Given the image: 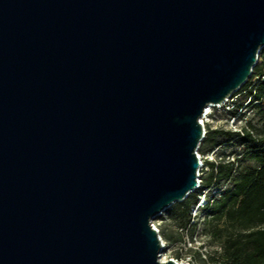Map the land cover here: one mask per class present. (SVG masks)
<instances>
[{"label":"water","instance_id":"obj_1","mask_svg":"<svg viewBox=\"0 0 264 264\" xmlns=\"http://www.w3.org/2000/svg\"><path fill=\"white\" fill-rule=\"evenodd\" d=\"M263 50L264 0H0V264H180L152 222Z\"/></svg>","mask_w":264,"mask_h":264},{"label":"trees","instance_id":"obj_2","mask_svg":"<svg viewBox=\"0 0 264 264\" xmlns=\"http://www.w3.org/2000/svg\"><path fill=\"white\" fill-rule=\"evenodd\" d=\"M254 76H264V50L252 70ZM248 85H245V90ZM247 95L252 97V108L264 128V80ZM262 132L263 129H256V137H253L249 133L240 136L208 129L199 149L202 155L217 147L240 149L231 152L236 156L234 162H206L209 172L201 177L203 187L229 181L228 188L220 197L205 207L202 230L223 237V264H264V137H258ZM219 154L223 159L227 156L224 150ZM198 193L190 194L164 213L180 231L189 232L191 237L197 224L191 223L190 211L197 203ZM221 224L224 225L222 229Z\"/></svg>","mask_w":264,"mask_h":264},{"label":"built area","instance_id":"obj_3","mask_svg":"<svg viewBox=\"0 0 264 264\" xmlns=\"http://www.w3.org/2000/svg\"><path fill=\"white\" fill-rule=\"evenodd\" d=\"M258 61V60H257ZM264 80V76H254L252 77V74L250 78L247 80V82L240 87L237 91L232 93L230 96L225 98L222 102L219 104H214L208 108L205 109L204 114L202 115L200 119V124L202 127V133H203V139L199 145V148L197 150V159L199 164V170H198V180H197V186L196 188L190 193H195L199 191L197 196V203L190 211V217H191V223L192 224H199L200 221L203 222L205 219V213L204 209L207 206V204L211 203L213 199L219 198L221 193L226 190L229 186V181H226L224 183H221L219 185H211L210 187H203L201 183V177L204 176L206 173L209 172V167L205 165L206 162L209 163H229L235 161V154H231L234 150L227 152V148H214L210 152H208L205 155H202L199 152L200 146L203 142V140L206 137L207 130H221V131H228L231 133H235L237 135H244L245 133H249L253 137H256V129L262 130L263 132L258 137H264V128H262V123L259 121L258 117L256 116L255 110L252 108V97L247 95V92L249 90L254 91L256 86ZM249 83L247 89L245 90V85ZM257 103L256 101L254 102ZM209 110V111H208ZM208 111V112H207ZM213 112H219L221 113V119L223 121H219L217 123L218 125L216 127H210L209 125V118L212 116ZM217 119V118H215ZM224 150L225 154L227 156L223 159V156L219 153ZM238 150H240L238 148ZM237 150V151H238ZM186 199V198H185ZM161 214L159 217L163 216ZM152 225L154 229L158 232L154 221L152 222ZM165 247V243H164ZM178 263L177 261H175ZM181 264V263H180ZM187 264V263H185Z\"/></svg>","mask_w":264,"mask_h":264},{"label":"rangeland","instance_id":"obj_4","mask_svg":"<svg viewBox=\"0 0 264 264\" xmlns=\"http://www.w3.org/2000/svg\"><path fill=\"white\" fill-rule=\"evenodd\" d=\"M221 113L213 112L209 118L210 127H216L221 119ZM217 118V119H215ZM234 149L227 147V152ZM154 224L159 231V236L165 243V250L161 254V259L177 261L181 264H223L221 244L223 237L220 235H211L203 230V222L197 225L193 236L189 232L185 234L179 230L164 214L163 218L158 217ZM224 225L221 224V229ZM184 233V234H183Z\"/></svg>","mask_w":264,"mask_h":264},{"label":"bare ground","instance_id":"obj_5","mask_svg":"<svg viewBox=\"0 0 264 264\" xmlns=\"http://www.w3.org/2000/svg\"><path fill=\"white\" fill-rule=\"evenodd\" d=\"M208 111H209V110H208ZM208 111H207V112H208ZM162 243H163V241H162ZM163 245H164V243H163ZM161 261H165V259L162 258Z\"/></svg>","mask_w":264,"mask_h":264}]
</instances>
